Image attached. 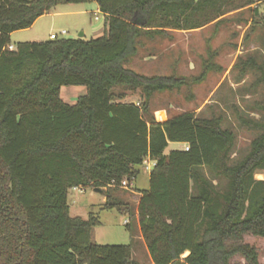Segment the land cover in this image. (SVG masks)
I'll list each match as a JSON object with an SVG mask.
<instances>
[{
    "label": "trees",
    "instance_id": "obj_1",
    "mask_svg": "<svg viewBox=\"0 0 264 264\" xmlns=\"http://www.w3.org/2000/svg\"><path fill=\"white\" fill-rule=\"evenodd\" d=\"M70 2L97 4L101 36L19 41L8 49L11 32ZM259 2L0 0V264H139L130 244L91 241L99 220L70 216L74 187L105 188L102 208L136 219L153 264H233L237 255L262 264L243 238H264V118L247 153L230 163L236 136L221 116L154 118V93L179 89L186 77L124 66L143 37L217 25L244 8L257 15ZM255 23L264 27V14ZM238 64L241 73L257 71L255 85L264 87V62ZM71 85L86 87L73 105L59 94ZM127 90L140 91L143 101H125ZM256 106L264 113V98ZM169 142L185 146L165 152ZM145 159L155 163L132 211L112 191L125 189L124 179L129 188Z\"/></svg>",
    "mask_w": 264,
    "mask_h": 264
},
{
    "label": "rangeland",
    "instance_id": "obj_2",
    "mask_svg": "<svg viewBox=\"0 0 264 264\" xmlns=\"http://www.w3.org/2000/svg\"><path fill=\"white\" fill-rule=\"evenodd\" d=\"M83 3H65L50 10L57 11L79 10ZM259 14L252 8H244L227 13L219 24L210 23L204 28L195 30H168L166 34L153 38H141L139 53L130 58L125 67L146 74H165L186 77L188 84L172 91L156 92L149 102V108L158 121H165L186 111H194L199 117H222V126L231 129L236 136V144L230 154V163H235L249 150L252 138L258 132L254 124L264 118L263 111L256 103L264 98L262 84L255 85L259 75L257 71L248 68L241 73L239 61L253 57L258 63L264 62V27L259 21L264 14V0L257 5ZM102 17L101 13H96ZM52 22L51 31L58 38H75L84 28L83 38H91L93 14L82 16L47 14L36 25L39 33L33 41L49 39L46 31ZM100 22V21H99ZM66 30L67 34H60ZM23 40H31L29 32H22ZM16 36L10 38L12 48H15ZM154 54L155 59H144ZM205 71L204 77L194 81ZM122 92L125 89L119 88ZM125 101L141 103L140 91L127 90ZM60 98L67 104L76 103L79 96L86 94V87L79 85L62 86ZM180 147L177 142H169L165 152ZM151 164V162H148ZM149 171L145 165L139 166V173L129 188L112 191L133 211L139 196L136 191L149 187ZM256 178H262L257 173ZM216 182V180H214ZM101 192L93 187L71 188L67 193V203L70 216H80L84 219L90 213L95 215L99 224L92 228L91 241L96 244H130L132 258L139 264H153L142 239L136 219L129 218L126 213L116 209H103L105 200ZM126 206V205H125ZM131 225L127 229L126 223ZM244 242L257 247L259 262L264 264V238L250 234L244 235ZM185 255V254H184ZM233 264H244V259L234 256Z\"/></svg>",
    "mask_w": 264,
    "mask_h": 264
},
{
    "label": "crops",
    "instance_id": "obj_3",
    "mask_svg": "<svg viewBox=\"0 0 264 264\" xmlns=\"http://www.w3.org/2000/svg\"><path fill=\"white\" fill-rule=\"evenodd\" d=\"M87 13L93 14L94 16H97L95 14L96 13H101V12H99L98 6H97V4L95 2L83 3L82 8L79 9V10L57 11V12H54V13H50V11H48L45 14H43L42 16L38 17L30 27H28L26 29L16 30V31L11 32L10 33V38L13 37V36H16L15 39H17V41H19L20 39H21V41H33V39H37V37L39 35L38 34L39 32L36 29L34 30V26L36 25V23L41 18H43L47 14H52L53 16H55L56 14L82 16V15L87 14ZM94 21L95 22H93L91 24V35H92L91 38L99 37V36H101L103 34V30H104V15L102 14L101 18L97 16V19H94ZM51 27H52V22L50 23V25H49V27H48V29L46 31H48V32L51 31ZM22 32H29L31 40H23L24 36H22ZM81 32H83V36H84V28L82 29ZM51 33H53V32H49V34H51ZM12 49H14V48H12ZM139 49H140V47H138L137 53L132 58H134L135 56L137 58V54L139 53ZM144 59H146V60L147 59H155V55L154 54L147 55V56L144 57ZM177 144L180 145V147H178V149H181V148H183L185 146V144L181 143V142H177ZM168 145H169V143H168ZM136 195L140 196V193L138 191H136Z\"/></svg>",
    "mask_w": 264,
    "mask_h": 264
},
{
    "label": "built area",
    "instance_id": "obj_4",
    "mask_svg": "<svg viewBox=\"0 0 264 264\" xmlns=\"http://www.w3.org/2000/svg\"><path fill=\"white\" fill-rule=\"evenodd\" d=\"M94 19H97V16H94ZM60 34L65 35V34H67V31H66V30H61V31H60ZM56 38H58V35H57V34H55V33H51V34H49V39H56ZM8 49H12V46L9 45V46H8ZM185 149H187V147H185ZM148 162H151V164H149ZM154 163H155L154 161H151V160H149V159H145V160L143 161V165H145V168H146V169H151L152 166L154 165ZM121 185H122L124 188H126V187L128 186V182L126 181V179L122 180ZM74 188H76V189H77V188L83 189V188H81V187H74Z\"/></svg>",
    "mask_w": 264,
    "mask_h": 264
},
{
    "label": "water",
    "instance_id": "obj_5",
    "mask_svg": "<svg viewBox=\"0 0 264 264\" xmlns=\"http://www.w3.org/2000/svg\"><path fill=\"white\" fill-rule=\"evenodd\" d=\"M78 37H83V32H80ZM94 191L101 192L102 189L101 188H94Z\"/></svg>",
    "mask_w": 264,
    "mask_h": 264
}]
</instances>
